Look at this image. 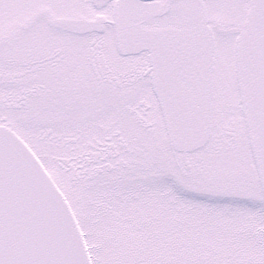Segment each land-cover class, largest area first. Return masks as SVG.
<instances>
[{"label": "snow or ice", "instance_id": "snow-or-ice-1", "mask_svg": "<svg viewBox=\"0 0 264 264\" xmlns=\"http://www.w3.org/2000/svg\"><path fill=\"white\" fill-rule=\"evenodd\" d=\"M0 264H264V0H0Z\"/></svg>", "mask_w": 264, "mask_h": 264}]
</instances>
